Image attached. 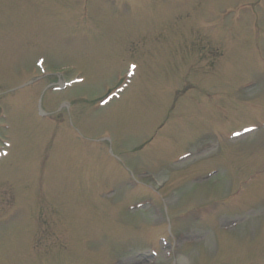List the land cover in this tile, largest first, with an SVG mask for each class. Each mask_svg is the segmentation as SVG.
I'll return each instance as SVG.
<instances>
[{"label":"rangeland","instance_id":"374dc122","mask_svg":"<svg viewBox=\"0 0 264 264\" xmlns=\"http://www.w3.org/2000/svg\"><path fill=\"white\" fill-rule=\"evenodd\" d=\"M4 148L0 264H264V0H0Z\"/></svg>","mask_w":264,"mask_h":264},{"label":"snow or ice","instance_id":"6c2138e0","mask_svg":"<svg viewBox=\"0 0 264 264\" xmlns=\"http://www.w3.org/2000/svg\"><path fill=\"white\" fill-rule=\"evenodd\" d=\"M132 67L135 68V65H133Z\"/></svg>","mask_w":264,"mask_h":264},{"label":"bare ground","instance_id":"6f19581e","mask_svg":"<svg viewBox=\"0 0 264 264\" xmlns=\"http://www.w3.org/2000/svg\"><path fill=\"white\" fill-rule=\"evenodd\" d=\"M243 137V136H242Z\"/></svg>","mask_w":264,"mask_h":264}]
</instances>
